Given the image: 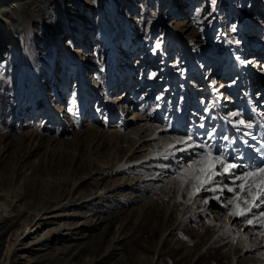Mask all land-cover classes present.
I'll return each instance as SVG.
<instances>
[{
	"label": "rangeland",
	"instance_id": "rangeland-1",
	"mask_svg": "<svg viewBox=\"0 0 264 264\" xmlns=\"http://www.w3.org/2000/svg\"><path fill=\"white\" fill-rule=\"evenodd\" d=\"M0 5V12L10 9L23 48L17 53L8 40L0 43V57L10 56L8 65L7 59H0V222L19 211L22 220L33 217L35 209L55 197L80 201L104 187L90 174L106 166L111 149L124 141L98 132L116 114L114 108L105 115L99 109L129 87L125 82L115 90L114 57L133 72L135 81L140 80L134 85L149 83L151 74L159 72L168 58L177 76L159 86L153 102L163 90L173 89L175 101L168 102L166 110L180 113L190 107L192 93H199L192 98L195 105L203 100L202 93L196 92L203 82L202 72L185 49H192L198 59H213L210 73L220 87L229 81L221 66L230 58L229 48L249 59L256 42L248 37L254 34L264 42V0H0ZM158 51L166 56L158 57ZM142 55L157 57L146 71L136 66ZM258 59L262 62L264 53ZM87 67L91 70L85 71L89 88L85 100L81 78ZM190 79L193 86L187 85ZM209 102L212 105L208 98L204 106L209 107ZM128 106L134 109L136 102ZM197 106L189 108L187 116ZM131 114H125V119ZM171 191L159 187L141 204H126L120 196L103 201L116 208L111 211L101 205L96 210L75 206L61 211L64 219L45 220L54 224L40 225L39 233L85 219L92 229L84 231L88 237L77 241L55 234L47 242L51 249L39 251L31 246L35 234L23 242L14 258L22 264L32 258L39 260L37 264H228L234 232L222 233L209 243L222 223L220 218L201 211V202L185 213H171ZM4 229L0 228V257L11 235H4Z\"/></svg>",
	"mask_w": 264,
	"mask_h": 264
},
{
	"label": "bare ground",
	"instance_id": "bare-ground-1",
	"mask_svg": "<svg viewBox=\"0 0 264 264\" xmlns=\"http://www.w3.org/2000/svg\"><path fill=\"white\" fill-rule=\"evenodd\" d=\"M189 6L190 5H188V7ZM4 9V11L0 12V43H3V40H8L11 44L10 47L14 48L16 50L15 52L18 53L23 49L21 35L19 34V30L12 26L13 19L9 16V13H11L10 9ZM177 23L180 24V22ZM262 24H264V22ZM258 37L259 36L254 34L248 37L250 39L249 41L256 43L252 44L250 47V58L244 59L250 61V63L247 64H240L236 60L237 55L233 53V47L229 48L228 43H225L227 48H229L228 53L230 58L226 61V65L222 64L221 66H225L222 70L228 72L227 77L231 80L222 83L220 87L217 86V77L214 76L213 73H210V67L214 66V62L210 64L209 61L213 59L211 57H201L198 59L192 49H185V55L189 57V59L194 58V61L199 65V71L202 72L203 82L200 81L201 79L199 80L201 86L196 88V92L200 91L202 93H200L203 95L202 102L205 98L204 103L201 102L199 104L201 107L198 108V103H196L195 100L193 101L192 98L199 95V93H192V97L189 100V108L190 110L191 108H195V106H197V108L192 110L190 116H187V111H190L189 108L180 113H178L177 110L172 112L170 111L171 109L169 111L166 110L168 102L172 104V101H175V93L171 92L173 89H170V91H167V89L163 90L159 99L156 100L157 102H153V98L159 86L163 84L167 78H175L174 76H177L178 71L168 62V58L163 62L161 70L155 72L156 75L151 78L149 83L142 82L141 84L134 85L135 82L140 80L135 81V78L133 79L132 77L133 72L131 70L128 72L127 66L119 64L118 60L114 57L112 59L113 70L118 72V80L115 81L114 88L116 91H119L120 88L124 87L125 82L129 87H126L124 91L117 94L116 97L114 96L109 99L110 102H103L101 109H99V111H104L105 115V112L114 108L116 114L106 119V128H100L98 129L99 131H97L102 133V135L108 134L112 138L111 140H114L116 137H121L124 141V143H117L111 149L107 161L104 162L106 166L90 174L93 176L95 182L97 181L98 184L101 185L104 184V187H101L99 191L92 192L89 196L81 197L80 201H76L70 196L64 195L55 197L50 204L46 206L42 204L41 208L35 209L36 214L33 217L27 216L22 220L19 211L14 217L2 220L0 222V228H5L4 231H2L3 234L6 235L10 233L11 235L4 244L6 248L0 257V264H22L19 259L17 260L14 258L15 253L21 249L20 247L23 245L24 241L35 234L36 238L32 240L33 244L31 246L36 245L39 247V251L51 249L47 245V242L55 234L62 233L68 235L70 236V240L75 239L79 241L86 239L88 236L84 231H91L92 229L86 224L85 219H79L74 225L66 222L65 225H61L59 228H48V230L39 233L38 228H40V225L49 226L54 224V222L50 221L48 223L45 220L59 218L61 221L64 219L61 217V211H68L75 206L79 209L96 210L98 205H101L107 211L116 210L114 206L105 205L103 201L115 199L117 196L124 197L126 204H141L147 201L146 199L154 194L155 190L159 187H167L170 191H174V193L171 194L173 195L171 199L172 203L169 207L171 213L175 211L180 214L185 213L187 210L196 208L194 205L201 202V211L212 213L213 218H220L222 223L209 243H212L218 235L225 233V227L231 228L230 232H234V236L229 249L231 260L228 264H264V237L257 235L255 231L245 227L240 223V218H234L232 216L226 217L223 215L222 212L224 210L219 207L216 201L204 204L199 198H196L189 203V197H186L182 205V197L185 194L179 189L180 181L175 178L172 171L161 167L162 165H171L172 169H176L177 159L180 156H184L185 160L188 159L187 153L177 152V148L183 147V145L177 144L176 137L186 134L190 130V126L199 124L202 116L211 117V119L204 121L206 125L209 127L216 125L218 126V131L223 133L226 126L221 117L227 115L232 110H243L244 118L246 120H251L257 125V127L247 131L264 135V129L258 127V125H264V59L262 62L258 59V57L264 53V42L261 43ZM2 48L5 49L6 46L3 45ZM162 54L166 56L163 52L160 53V51H158V57ZM239 57L243 59L242 56ZM1 58L5 61L6 59L8 60L10 56L4 55L0 57V59ZM156 58L157 57H152L149 59L148 57L145 58V55H142L139 61H137V69L146 71L147 68L154 66ZM8 63L9 60L7 61V65ZM216 64L220 65V63L217 62ZM87 69L91 70V67L83 69L84 71L81 78L82 94L85 96V100L89 98L87 95L89 92L87 89L89 88L85 81L87 74L85 71ZM191 76L193 77V75ZM190 80L191 83L187 85L194 84L193 79ZM233 81H235V83H233ZM147 84L151 86L150 89L146 88ZM230 89L231 92H229ZM224 95L231 99L223 100ZM92 98L99 97L93 96ZM208 98H210L212 103L211 105L209 102L211 106L209 105L208 108L212 109V111L205 113L204 104H207ZM191 101L194 103V106H191ZM130 102H136L134 109L132 107L129 108L128 103ZM152 104H154V106H152ZM130 112H132V114L125 119V114ZM171 119L173 123H171ZM96 120H100V117L97 116ZM93 126L94 128H98L95 127V125ZM227 127L229 128V136L237 135V133L231 130L230 125ZM27 131H29L28 133L32 132V130ZM191 131L195 134L203 132L204 129L191 127ZM29 136L34 137L36 135L33 136V134H31ZM173 145H175V147H173ZM123 147H126L124 151H122ZM181 163H183V161H181ZM157 173H159V175H157ZM204 195L210 194L205 193ZM224 195L227 197L232 194L225 192ZM241 207L245 206L241 204ZM101 212H104L103 209H101ZM37 217L39 218L36 221L35 219ZM102 222H104V220H101V223ZM245 236L247 239H245ZM76 246V244H70L68 247L74 248ZM52 249L59 250V248L55 246H52ZM70 251L71 250H69V252ZM23 258L24 256L22 259ZM28 261L29 264L39 263V260H35V258Z\"/></svg>",
	"mask_w": 264,
	"mask_h": 264
},
{
	"label": "snow or ice",
	"instance_id": "snow-or-ice-1",
	"mask_svg": "<svg viewBox=\"0 0 264 264\" xmlns=\"http://www.w3.org/2000/svg\"><path fill=\"white\" fill-rule=\"evenodd\" d=\"M232 30L235 31L234 26ZM155 47L159 48L160 44ZM236 60L240 64L250 63L239 56ZM230 99L225 97V100ZM211 111L205 105V113ZM207 119L211 117L202 116L199 124L190 126L186 134L176 137L177 144L183 145L177 148V152L187 153L188 159L180 156L176 169L171 165L161 167L173 172L180 181L181 191L187 189L189 203L196 198L204 204L216 201L224 210L223 215L240 218L245 227L264 237V135L247 131L257 125L244 118L243 110H232L221 117L226 126L223 133L216 125H206L204 121ZM228 125L237 135L229 136ZM191 127L204 131L194 134ZM258 127L264 129V125ZM225 192L232 195L226 197ZM224 231L227 234L231 228L225 227Z\"/></svg>",
	"mask_w": 264,
	"mask_h": 264
}]
</instances>
